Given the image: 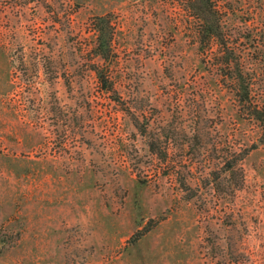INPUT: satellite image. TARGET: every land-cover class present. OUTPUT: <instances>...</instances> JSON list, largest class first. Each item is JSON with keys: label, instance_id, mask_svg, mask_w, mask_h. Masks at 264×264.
I'll use <instances>...</instances> for the list:
<instances>
[{"label": "rangeland", "instance_id": "1", "mask_svg": "<svg viewBox=\"0 0 264 264\" xmlns=\"http://www.w3.org/2000/svg\"><path fill=\"white\" fill-rule=\"evenodd\" d=\"M182 1L0 0V264H264L261 130ZM219 3L264 106V0Z\"/></svg>", "mask_w": 264, "mask_h": 264}, {"label": "trees", "instance_id": "2", "mask_svg": "<svg viewBox=\"0 0 264 264\" xmlns=\"http://www.w3.org/2000/svg\"><path fill=\"white\" fill-rule=\"evenodd\" d=\"M184 5H189V10L193 13L194 18L199 23L198 35L201 43L209 46L211 41H216L220 47V55L217 59L219 69H225L223 78L229 79L233 85L235 100L240 106V110L245 108L250 119H253L260 127L262 142H264V106H259L257 102L253 101L252 93V77L244 70L242 58L239 56L233 63L231 61L232 48L227 44L226 33L223 29L222 13L213 5L220 4V0H183ZM222 5V4H221ZM224 5V3H223ZM94 27L96 36L95 54L96 57L107 60L111 53L112 31L109 21L105 17H96L94 19ZM256 28L264 30V24H256ZM259 31V32H261ZM260 35V34H259ZM252 36V42L257 40L256 36ZM264 36V35H263ZM262 36V37H263ZM255 44V42L253 43ZM256 50L258 47L253 45ZM95 75L100 86H103L105 91H110L106 87L108 84V77L105 71L95 69ZM153 149V147H151Z\"/></svg>", "mask_w": 264, "mask_h": 264}, {"label": "crops", "instance_id": "3", "mask_svg": "<svg viewBox=\"0 0 264 264\" xmlns=\"http://www.w3.org/2000/svg\"><path fill=\"white\" fill-rule=\"evenodd\" d=\"M35 233H38V234H41V236H43L45 239H41V242L44 244V243H55V245H57L56 244V242L55 241H58L59 239L58 238H51V236H49L48 234H53V233H51V232H48V231H42V232H35ZM59 233H63L62 231L61 232H59ZM62 236V235H61ZM51 241V242H50ZM57 247V246H56Z\"/></svg>", "mask_w": 264, "mask_h": 264}]
</instances>
